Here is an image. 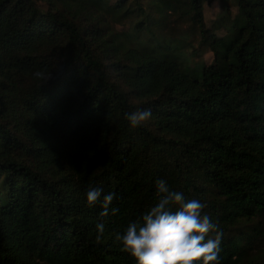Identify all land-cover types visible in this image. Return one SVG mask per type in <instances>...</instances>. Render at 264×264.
Masks as SVG:
<instances>
[{"label":"trees","instance_id":"1","mask_svg":"<svg viewBox=\"0 0 264 264\" xmlns=\"http://www.w3.org/2000/svg\"><path fill=\"white\" fill-rule=\"evenodd\" d=\"M134 1L0 0V264H135L114 233L160 178L206 202L221 264H264V0H234L241 16L215 24L233 20L226 37L205 0ZM170 16L212 53L201 80L174 55L189 37ZM90 186L116 215L87 206Z\"/></svg>","mask_w":264,"mask_h":264},{"label":"clouds","instance_id":"2","mask_svg":"<svg viewBox=\"0 0 264 264\" xmlns=\"http://www.w3.org/2000/svg\"><path fill=\"white\" fill-rule=\"evenodd\" d=\"M151 116L150 110L126 112L131 127L140 126ZM158 199L142 217L128 223L123 232H115L113 242L134 258L135 264H221L223 230L205 209L200 198H186L172 190L163 178L155 181ZM102 197V199H101ZM115 194L90 186L85 200L88 207L101 205L99 217L116 215ZM96 239L106 231L103 219L95 224Z\"/></svg>","mask_w":264,"mask_h":264},{"label":"rangeland","instance_id":"3","mask_svg":"<svg viewBox=\"0 0 264 264\" xmlns=\"http://www.w3.org/2000/svg\"><path fill=\"white\" fill-rule=\"evenodd\" d=\"M135 5L136 3L134 1ZM141 4V3H140ZM204 13H205V20L208 27L215 29V34L220 37H226L229 35L230 31L233 29V20L224 23L223 25H217L219 21L224 20L227 16V10L231 12V18L235 19L241 16V12L239 11L238 7L234 0H205L204 3ZM135 17V23L142 21L143 18L138 14ZM170 21L175 24L178 31L187 35L189 46L184 47L186 41L179 40L177 41L178 47H183L175 50L174 55L177 56L180 62L184 63V67L189 70L190 74L194 78L202 79V71L205 65H209L213 61L212 53L205 49L203 46L206 47L204 44L201 45V38L198 35L197 28L194 26L190 21L186 20H179L175 16H170ZM122 30V28H119ZM169 36H172L168 34ZM135 44L140 47H146L150 43L147 34H140V36L133 40Z\"/></svg>","mask_w":264,"mask_h":264}]
</instances>
